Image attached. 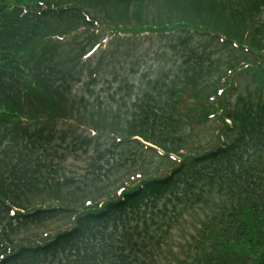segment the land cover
<instances>
[{
  "label": "trees",
  "instance_id": "obj_1",
  "mask_svg": "<svg viewBox=\"0 0 264 264\" xmlns=\"http://www.w3.org/2000/svg\"><path fill=\"white\" fill-rule=\"evenodd\" d=\"M98 25L132 37L210 36L244 59L181 38L172 47L180 66L147 79L131 109L111 120L76 115L68 96ZM90 32L75 54L63 52ZM239 73L264 88V0H0V264H162L182 221L209 204L169 264H264V100L230 106ZM213 78L225 88L211 96ZM214 117L218 134L193 144L194 122ZM91 150L98 158L85 176H68V156ZM123 171L122 187L105 193ZM45 225L55 227L21 235Z\"/></svg>",
  "mask_w": 264,
  "mask_h": 264
},
{
  "label": "rangeland",
  "instance_id": "obj_2",
  "mask_svg": "<svg viewBox=\"0 0 264 264\" xmlns=\"http://www.w3.org/2000/svg\"><path fill=\"white\" fill-rule=\"evenodd\" d=\"M132 18L134 19L133 16ZM96 29L101 30L99 45L88 59L82 58L79 61L77 69L82 82L74 83L73 90L68 96V106L76 115L89 117L91 115L95 117L103 115L111 120L119 110L123 111L125 107L131 109L132 104L138 100V96L147 91V79L155 80L163 71L176 69L180 66L182 62L179 54L180 48L173 50L172 47H179L181 38L188 39L191 44L189 46L205 47L212 53H217L223 57L227 62L235 63L236 59H244L240 49L231 46V49L223 50L222 40L220 42L219 39L216 40L210 36L185 34L170 36L169 34L140 33V35L132 37L130 35L124 36V34L105 33L103 32L104 26L96 27ZM90 34L91 32L83 33L76 40L64 42L61 46L63 52L66 55L75 54L77 52L75 45L85 44L87 41L89 43L92 37ZM242 51L246 52L245 50ZM91 68L98 71L96 81L90 79L89 70ZM223 68L226 69L227 65L224 64ZM233 77L232 87H228L225 93L230 106H233L239 97L248 95L256 101L264 100V88L253 81L251 75L239 73ZM125 83L132 86L131 91L128 92L125 88L118 91L117 89L124 87ZM216 88L222 89L225 88V85L220 86L219 79L213 78V83L208 87L207 92L214 96ZM216 95L218 96L219 93ZM123 101L126 102L122 104ZM100 104H103V107ZM100 106L101 108H99ZM217 125V118L215 117L201 123L196 120L192 129L194 131L191 132V142L195 145L206 143L210 138L212 139L214 133L217 134L215 131ZM58 128L69 130V126L65 124H59ZM95 158L98 157L93 150L87 154L78 153L68 156L64 163L66 174L74 178L85 176L87 170L92 167ZM128 175L126 171L116 174L105 184V193H114L121 188ZM212 209L213 206L210 204L203 206L182 221L181 227L175 231L174 240L164 250V258L166 259H163L162 264L172 262L173 256H181L184 238L196 233L197 228L200 227L205 217L212 212ZM54 227L48 228V225H45L44 227L29 228L21 232V235L37 236Z\"/></svg>",
  "mask_w": 264,
  "mask_h": 264
}]
</instances>
